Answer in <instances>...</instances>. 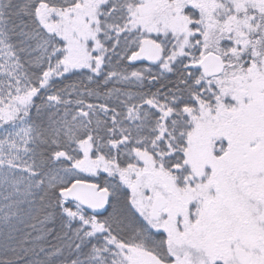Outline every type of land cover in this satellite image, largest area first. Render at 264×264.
<instances>
[{"label": "snow or ice", "instance_id": "6c2138e0", "mask_svg": "<svg viewBox=\"0 0 264 264\" xmlns=\"http://www.w3.org/2000/svg\"><path fill=\"white\" fill-rule=\"evenodd\" d=\"M0 264H264V0H0Z\"/></svg>", "mask_w": 264, "mask_h": 264}]
</instances>
